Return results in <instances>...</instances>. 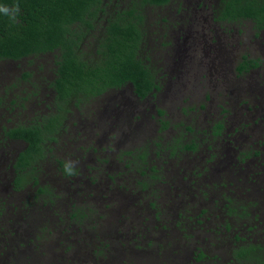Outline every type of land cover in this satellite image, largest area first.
Returning a JSON list of instances; mask_svg holds the SVG:
<instances>
[{"label": "flooded vegetation", "instance_id": "1", "mask_svg": "<svg viewBox=\"0 0 264 264\" xmlns=\"http://www.w3.org/2000/svg\"><path fill=\"white\" fill-rule=\"evenodd\" d=\"M106 3L97 20L103 26L111 14L133 8L136 0ZM229 3L169 0L145 4L144 11L174 10L161 16L159 24L168 39L177 36L172 45L169 39L161 46H172L178 66L188 51L179 39L195 48L208 37L213 50L194 66L198 73L204 69V79L206 63L210 69H233L237 54L221 62L220 40L242 36L237 26L250 23L253 34L245 50L257 47L260 55H240L239 63L248 61L249 70L238 71L239 64L235 79L244 80L262 71L264 27L251 19H225ZM202 23L213 26L217 35ZM198 25L201 39L199 30L195 33ZM153 53H144L142 61L158 87L145 98L131 84L99 96L78 94L77 88L61 93L52 56L0 61V264H264V116L255 114L262 103L247 90L248 98L234 97V103L231 98L229 108L219 104L220 118L204 119L202 134H194L192 123L208 106L183 109L189 118L173 128L182 129L187 139H199V150L172 154L163 137L155 142L153 136L172 125L165 108L178 99L176 92L171 96L170 85L181 78L168 61L160 64L162 73L156 72ZM205 100L214 105L212 96ZM145 112L155 128L141 143ZM34 128L44 134L32 140L36 149L23 134ZM244 151L246 162L240 164ZM45 232L50 242L43 240Z\"/></svg>", "mask_w": 264, "mask_h": 264}, {"label": "trees", "instance_id": "2", "mask_svg": "<svg viewBox=\"0 0 264 264\" xmlns=\"http://www.w3.org/2000/svg\"><path fill=\"white\" fill-rule=\"evenodd\" d=\"M105 1L0 0V61L29 58L33 62L52 56L57 65L55 85L61 93H66L68 88H77L78 94L85 91L99 96L109 89L131 84L135 93L145 98L158 85L152 69L142 61L147 39L144 8L145 4L164 5L169 0H143V4L136 0L133 8L111 14L103 26L102 21L97 24V20L105 13ZM223 17L251 19L262 29L264 0H230ZM90 40L94 41L92 46ZM248 64V61L241 63L238 71H248ZM257 66L259 63L252 67ZM158 113L164 115V111ZM193 128L194 134H202L198 125ZM23 134L27 136H20L31 142L32 149L38 147L32 140L42 139L44 135L35 128L26 129ZM185 135L183 131L181 138H174L175 146L168 147L172 154L199 150V139H187ZM239 154H242L239 163L246 162V152Z\"/></svg>", "mask_w": 264, "mask_h": 264}, {"label": "rangeland", "instance_id": "3", "mask_svg": "<svg viewBox=\"0 0 264 264\" xmlns=\"http://www.w3.org/2000/svg\"><path fill=\"white\" fill-rule=\"evenodd\" d=\"M173 12L174 10L172 8H162L161 10H153L149 8L146 10L147 15H145V21H144L145 22L144 24L145 32L147 33V37H146L147 40L144 45L145 47L144 53L147 56H151V51L154 52L152 64H153L155 71L156 72L159 71V73H162L163 68L160 66V64L166 63L167 61H168V64L169 62H172L170 63L172 67H176L174 68V70L179 72L176 75H178L179 78H181V80L175 81L174 83L170 85L171 96L174 98V95H175L174 93L176 92L178 93V96H177L178 99L176 101L172 100L173 101L172 103L167 102L166 108H165V109L168 108L167 110L169 111V115L171 116V119H172L171 120L169 118V120L172 121V125H168L165 130H162V128H160V130L157 131L159 132V134H157V137L156 135L153 136V141L158 142L160 141V138L163 137L164 138L163 140L167 143V145L170 148H172V146H175V143L177 142L176 140H174V138H181L182 136H180V133L183 132L182 129H175L173 128V126H175V124L182 123L186 119L189 118V117L185 118L183 116L184 115L183 109L186 110L189 108L191 109L196 108L197 110H199L200 105L208 106V110L205 113L201 112L198 115L194 116V118L198 116L199 122L198 123L193 122L192 125L193 126L198 125V127L201 129L202 126H205L206 124V123L204 124V119L209 118V119L215 120L216 118L217 119L220 118L219 109L217 108L219 104L220 105L223 104L225 108H229V100H231V98L233 99L231 101L232 103H234V97L236 99L245 98V97L248 98L249 92L247 90H250L251 92H253L254 96L259 99L260 103H262L260 112L258 113L254 112V113L258 117L261 114L264 116V71H263L264 63L262 64L263 65L262 71H260L259 73H254L252 77L246 78L244 80L235 79V75L237 72L235 70V67L241 64L238 61L240 55H244V54H251L253 56L260 55V50L257 47H255L254 49L252 47L251 52H247L245 50V48L246 49L249 48L246 46L248 44V41H249V45L251 44L250 40L253 34V31H251V24L245 23L242 26H237V28H239L240 31H242L243 33L242 36H238L235 33L233 35V38H231V40H224V41L220 40V44L221 42H224V47L221 44L223 48L222 52L219 53V55L221 56V62L225 58H230L234 54H237L235 61H233V69H230L225 66L210 69V64L206 63L205 71L207 72L206 74L207 77L204 79L202 78V72L204 71V69L201 70L200 73H198L197 71L194 70V66L196 65V63L199 64L201 59L206 61V59L202 57L208 55L209 52L213 50V47H211L213 45H211V42L208 41V37H204V32H203V37L207 40V42H204V38H202V29H200L199 25L196 28L195 27L194 28H195V33L198 32V30L200 32V34L196 36H198L197 39L202 38L201 39V42L203 41L202 45L201 43L200 45L197 43L196 47L194 48L193 46H190V44L187 45L188 42L184 44V42L181 39H179L180 41H177L179 45L183 44V46L181 47L182 49H186V46H187V50H188L186 54L184 53L182 54L185 57H183V61L179 64V66L176 64L180 61V59L173 57L170 54L171 52L170 50H172V46L170 48L161 46L163 42L165 45L170 44L169 39L171 40V45H172L173 38L177 37L176 35L171 34V36H169V39H168L167 37L168 32L167 30H165V26L159 24L160 23L159 18H161V16L167 15L168 17ZM174 18H175L174 16L171 17L173 21H175ZM158 24H159V27H158ZM180 24L181 23H179V25ZM202 25H204L209 30L212 36L217 35L216 30L209 23L207 24L202 23ZM183 28L185 27L183 26L182 29ZM192 29L188 30V35L192 31ZM177 30L178 28L176 27V29L173 31L177 32ZM179 34H180V37L182 38V34L181 33ZM206 34H208L207 30H206ZM184 35L186 36L187 33L184 32ZM193 38H195L194 34H193ZM219 38L221 39L222 37L219 35ZM190 40H193L192 37ZM239 41L241 45L236 48V45L238 44ZM93 42L94 41L90 40V46H92L91 44ZM150 44H151V48H150ZM233 48L237 50L234 51ZM87 49L88 48L85 47L86 51ZM263 53H264V50H263ZM170 56H171V59H170ZM46 60L48 61V59ZM19 64L21 65L22 63H19ZM23 65H25V63ZM25 66L27 67V65ZM184 75H185V78H183ZM245 76L246 75H243V78ZM237 87L241 88V90H236ZM207 95L212 96V102L214 105H209V102H207L208 100L207 101L205 100V96ZM162 98L163 97L160 96L158 101L162 102ZM159 102L156 103L157 107L161 105L159 104ZM206 113L207 115H204ZM234 113H235V118H236V116H238L239 114V109L235 107ZM148 115H149L148 112L144 113L143 117L145 121L143 122V125L141 127V136L139 133H137V136H136V137L140 136L138 138H141V143L144 142L143 141L144 138H150L151 132L155 128L153 124L147 121L149 119ZM127 130H128V126H127ZM138 130H139V127H138ZM54 156L56 155H52L51 157H54ZM250 165L251 164H249V166ZM169 176L171 175L169 174ZM137 180L142 181V182L146 181L148 183H151L149 177H146V176L141 179L137 175ZM160 182H163V180H160ZM111 198H117V197H111ZM119 198H123V197H119ZM46 235H47V232L43 234V240L50 242L51 238H49ZM38 242L41 244V235H39Z\"/></svg>", "mask_w": 264, "mask_h": 264}]
</instances>
